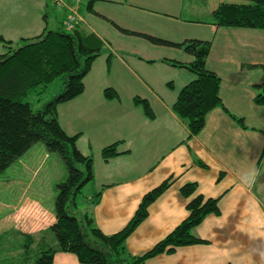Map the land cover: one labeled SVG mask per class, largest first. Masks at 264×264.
Returning a JSON list of instances; mask_svg holds the SVG:
<instances>
[{
  "label": "crops",
  "instance_id": "0c3cea01",
  "mask_svg": "<svg viewBox=\"0 0 264 264\" xmlns=\"http://www.w3.org/2000/svg\"><path fill=\"white\" fill-rule=\"evenodd\" d=\"M30 1L0 0V26L11 20L10 11L16 7L19 8V23L29 19L32 9V13L36 15L32 20V25L35 27L27 35L22 27L17 35H20L21 39L40 36L46 27L41 15L49 9L50 1L32 0L31 5ZM102 1L105 3H100ZM183 1L99 0L93 4V9L100 16L91 13L82 17L93 31H95L93 28L95 22L100 21L97 19L99 17L104 21L108 19L131 33L158 37L152 31L161 29L160 27H164L168 22V25L183 24L184 26L204 24L192 14L183 11ZM123 18L128 19L130 24L122 22ZM51 19L52 17L48 15L47 26L54 29L57 27L59 16H56V21L53 23ZM211 21L205 23L207 29L200 38L212 42L206 66L221 79L220 96L224 107L229 114L243 119L246 128L221 108H217L209 113L204 130L188 140L190 130L186 122L174 112L173 106L180 89L191 83L195 76L184 68H176L168 64L165 60L190 63L193 57L184 53L185 58L181 61L174 56L155 59L154 53L160 47L148 46L136 40H130L123 45V48L131 52L130 57L113 58L112 47H110L111 54L107 57V61H110L107 67L110 70L109 76L112 70L122 69L131 77L129 80L124 79L127 91L122 90L117 82H113L108 77L89 81L87 76L84 80V93L58 109L59 122L63 130L70 136L81 135L78 148L81 150L82 146V151L86 154L84 155L93 159L90 144L84 142L83 145L85 143L88 145V148L84 149L81 143L82 136H86L85 132H82L83 128L75 130L70 125L69 121L76 113V109L77 115H81L78 117L84 121L94 120L95 115V120L89 124L97 130L99 127L97 111L100 110L101 114H105L120 110L109 109L113 106L121 108L122 111H125L126 107L134 108L139 123L131 137L140 145L150 141L153 133H161L164 150L150 166L144 169L137 167L134 173L138 172V174H133V169L130 167H118L117 162L120 160L141 157V154L134 150L133 143L127 135H116L115 143L121 142L122 149L119 147L121 149L119 153L124 154L108 162L103 159V168L100 172L94 164L96 179L94 186L98 188L97 183H99L101 186L98 189L104 187L100 191L102 196L98 204H92V197L100 193L94 191L93 195L92 192V197L86 200L87 208L83 211L79 210L78 213V215L90 214L94 226L104 234H116L132 220L143 197L153 187L171 180L172 186L150 206L148 218L127 240L126 247L132 256H141L152 250L187 219L189 216L187 205L192 199L182 196L180 191L185 185L196 183L198 195L206 199L219 200L220 214L208 216L194 230V235L208 241L207 244L177 248L173 254L159 255L152 258L148 264H264V194L254 193L262 189L259 185L256 189L255 172L258 169L264 170V108L255 106V98L259 93L256 86L264 85V78L254 75L255 72L261 71L260 68L248 67L264 65V31L219 28L212 25ZM13 25L10 24L8 27ZM21 25L24 26V23H21L20 27ZM4 29L5 31L0 32V35H6V28ZM193 30L195 31L192 37H199L200 32L197 29ZM8 31L13 33L14 29ZM188 40L192 39L189 37L183 42ZM176 42L182 43V41ZM106 45L108 46L109 43L106 42ZM150 69L154 71L148 72L147 70ZM174 75H182L183 84L177 90H169L168 85L175 83ZM107 89H114L119 98L107 100L105 97ZM136 99L147 100L152 105L151 108L156 115L155 122L148 121L143 108L135 104ZM101 150L102 148L99 151ZM34 153L37 158L34 157ZM52 154L43 143H40L33 146L18 161L24 168L28 187H31L32 181L37 179L41 165L47 160L53 158L57 165H59L58 161L63 162L59 155ZM36 161L42 163L37 167ZM250 176L251 180L248 182ZM48 218L49 226L33 231L21 229L16 225L15 233L38 235L56 222L55 212L50 214L47 220ZM9 219L4 221L6 228L14 227ZM53 264L81 263L73 254L57 253Z\"/></svg>",
  "mask_w": 264,
  "mask_h": 264
},
{
  "label": "trees",
  "instance_id": "16d2710c",
  "mask_svg": "<svg viewBox=\"0 0 264 264\" xmlns=\"http://www.w3.org/2000/svg\"><path fill=\"white\" fill-rule=\"evenodd\" d=\"M49 1L61 10L60 27L50 30L45 22L46 27L40 36L22 39L23 46L17 49L12 41L0 37V42L8 50L0 55V175L40 143L50 153L62 158L68 173L67 180L58 185L56 222L38 235L19 233L26 241L25 247H36L33 259L30 261L31 257L26 254L23 263L53 264L57 253H69L75 255L82 264H148L154 257L173 254L177 248L207 244L208 241L194 235V230L208 216L220 214L219 200L198 195L196 183H189L180 191L184 198L192 199L187 205V219L152 250L141 256H132L127 250L126 242L148 218L150 206L172 186L171 180L147 193L132 220L116 234L106 235L96 228L90 214L78 215V198L82 196V190L89 184L94 185L96 180L94 160L79 150V135L70 136L63 130L58 109L84 93V80L101 57L106 43L91 32L86 23L80 21L83 0ZM96 1L99 0H90L87 9L89 13L100 16L93 9ZM246 1L249 3L219 4L212 13L211 24L219 28L264 31V0ZM72 17L74 21L71 22ZM111 24L124 34L139 35L155 46L183 50L193 57L190 63L165 60L195 76L181 90L173 106L174 112L186 122L192 136H197L204 130L207 116L217 108L236 119L242 127L245 126L243 119L229 114L224 107L220 96L221 79L206 66L212 42L192 39L174 43L146 34L131 33L114 22ZM248 67L264 71V65ZM58 79L64 82L63 92L35 112L29 97L41 96ZM256 88L259 93L255 103L264 106V85ZM105 97L110 101L119 98L114 89H107ZM134 102L143 108L149 119H155L147 100L136 99ZM120 145L121 142H117L103 148L102 158L108 162L124 154L119 153ZM101 196V192L97 193L92 197L91 203L98 204ZM30 251L33 252V249ZM0 264L15 263L13 259L3 257L0 250Z\"/></svg>",
  "mask_w": 264,
  "mask_h": 264
},
{
  "label": "rangeland",
  "instance_id": "374dc122",
  "mask_svg": "<svg viewBox=\"0 0 264 264\" xmlns=\"http://www.w3.org/2000/svg\"><path fill=\"white\" fill-rule=\"evenodd\" d=\"M89 2L90 0H83V4L81 7L83 8L82 10L83 16L91 15V13H89L87 9V7L89 6ZM100 3H105V2L102 1ZM220 3L248 4L249 2L246 0H184L183 11L186 14H192L193 16H195L194 18H197V20H200L204 24L196 25V26H192V25L184 26L183 24L168 25L169 23L168 22L167 25L166 24L164 25V27H160L161 29L152 32L157 34L158 36L157 38H161L172 42H176V41L183 42L184 40H186V38L188 39L189 37L190 39L203 40L200 38H202L201 36H203L204 31L207 29L205 23L211 21L212 19L211 14L219 6ZM31 4H32V0L30 1V5ZM18 10L19 8L16 7L12 11H10L12 15L11 20L9 19L4 26H0V32H4L5 31L4 28H6V33H5L6 35L5 36L0 35V37L12 39L13 41L10 39H6V40L12 41L15 49L23 46L22 39L21 37H19L20 35H17L20 32L19 29H22L23 27V32L25 33V35L32 32V28L35 27L32 25V20H34L36 16L34 13H32V9H31L29 19L24 22H21L24 23V26L21 25L20 27L21 23H19L20 15ZM48 15L52 17L51 19L52 23L53 21H56V16H59V20L57 21L58 22L57 26L60 27L61 19H62L61 10L58 7H54L51 1H50L49 9H46V12H43L41 15V19L43 22H46L45 18ZM145 17L150 18L151 16H145ZM79 19L80 21L86 23L87 28L91 32L98 34L102 39H104L105 43L106 42L109 43L108 46L105 45L101 57L96 61L92 72H90V74L88 75V80L98 81L104 77H108L113 82L115 83L117 82L116 84H118L120 88H122V90L127 91L126 85L124 84V79L129 80L131 79V77L126 72H123L122 69H118V70H112L110 76L108 75V71L110 70L107 68L109 65V61H107V57H109V55L111 54L110 47H112L114 50L113 58L130 57L131 52L129 51V49L123 48V45H125L128 41L136 40L145 43L148 46H152L153 44L144 40L141 37L126 36L124 33L120 32L119 30L114 28V26H112L111 24L107 23L106 21H104L99 17L97 19H99L100 21L95 19L97 20V22H95V25L93 27L95 31H93L92 29H90V27H88V24L83 17L80 16ZM121 20L125 24H130L128 19L123 18ZM10 24H14V25L8 27V25ZM150 28L152 30H156L154 29V27H150ZM9 29H14L13 33L8 31ZM182 29H187V30L185 31ZM193 29H197V31L200 32V36L198 35L199 37H192L193 36L192 34L195 31ZM159 47L160 48L154 53L155 59L163 58L166 56H174L175 58H179V60L181 61L183 60V58H185L184 51L182 52L177 49L173 50V48H168L164 46L162 47L159 46ZM7 51L8 50L5 47V45L0 42V55L5 54ZM147 71L153 72L154 70L150 69ZM254 75L255 77L256 75H259V77L261 76L262 78H264V71L261 70L259 72H255ZM174 78H176L175 83L174 85L172 84L168 85L169 90H177L183 84L182 75H174ZM184 87H182L180 90H182ZM63 89H64V82L62 79H58L54 85H51V88H49L48 86L47 90L41 96L38 97L35 95H31L29 97V102L32 104L33 110L35 112L38 109L41 110L44 104L50 102L53 98L61 94L63 92ZM257 105L258 104H256L255 106ZM258 107L264 108L263 106L260 105H258ZM109 109H120V110L109 111V113H105V114H101L100 110L97 111L98 120H99V127L97 130L94 129L89 124L95 120L94 113H93L94 120L84 121L78 117L81 115H77V109H76V113L71 117V120L69 121L71 123L70 125L75 130H78L79 128H83L82 132L83 133L85 132L86 136H82L83 142L81 143L82 145L84 142H88L90 144V148H91L90 150H92L93 152V157H94L93 160L98 172L101 171L104 163L103 162L104 160L101 156L102 150L101 152L99 150L101 148L103 149L109 145L114 144L115 141L117 140V139L115 140L116 135L118 134L127 135L133 143L134 150L136 152H139L141 154V157H137V156L135 158L130 157L129 160L124 158L119 162H117V165L120 168L130 167L131 169H133L132 172L133 174H138V172L134 173V170L137 167L144 169L150 166L152 162L157 159L159 153L164 150L160 138L161 133H153L151 140L145 143V145H140L139 143H135L131 136L133 135V131L137 127L139 121L137 119V112H135L134 108L126 107V110L122 111L121 108L113 106L112 108ZM92 112L93 111H91V113ZM155 119L152 120L148 118V121L153 123L155 122L154 121ZM190 134L191 133H189L188 140L194 138V136L192 135L190 136ZM80 138L81 135L79 137V140ZM83 147L84 149L88 148L87 143H85ZM80 151L83 154H85L82 151V146ZM33 155L35 158H37L35 156V153ZM20 159L15 161L5 172H3L0 175V236H1L0 250L3 257L13 259L15 264H24L23 257L26 254L31 257L30 259L31 261L35 256L34 252L36 251L35 246H29V248L25 247L26 244L25 239L21 236V234L15 233L14 229L16 228V225L18 227L20 226L21 229H30L33 231L34 230L36 231V229L42 228L46 225L49 226L50 221L49 218L47 220V217H49L50 214H53V212H55V204L57 202V197H58V185L60 183L65 182L68 176L67 167L64 161L62 160L63 161L62 163L58 161L59 165H57L56 161L53 158H51L41 165L40 173L37 179L35 181H32L31 187H28L27 186L28 179H26V175L24 174V168L20 164V162H18ZM30 159H32V157ZM42 161H36V166L38 167L42 163ZM30 166H32V164ZM62 178L63 181H61ZM255 180H256V189L258 185L260 187L262 186V189L260 191H254V193L258 195L264 194V170L261 169L256 170ZM160 185L161 183L153 187L152 190H154ZM100 186L101 185L97 183V187L99 188ZM98 188H95V186L92 184H89L86 187H84V189L82 190L83 191L82 196H79L78 198L79 210L83 211L87 208L86 200L89 197H92V192L94 195L95 194L94 191L100 192L104 189L103 186L101 189ZM7 218H10L9 220L11 221V223L14 224V227L8 226L6 228V226L4 225V221ZM30 249H33V252L30 251Z\"/></svg>",
  "mask_w": 264,
  "mask_h": 264
},
{
  "label": "clouds",
  "instance_id": "9594fccd",
  "mask_svg": "<svg viewBox=\"0 0 264 264\" xmlns=\"http://www.w3.org/2000/svg\"><path fill=\"white\" fill-rule=\"evenodd\" d=\"M252 175H254V173H253ZM250 180H251V176L249 177V180H248V182H250Z\"/></svg>",
  "mask_w": 264,
  "mask_h": 264
},
{
  "label": "built area",
  "instance_id": "2783aa9c",
  "mask_svg": "<svg viewBox=\"0 0 264 264\" xmlns=\"http://www.w3.org/2000/svg\"><path fill=\"white\" fill-rule=\"evenodd\" d=\"M72 21H74V18H73V17L71 18V22H72Z\"/></svg>",
  "mask_w": 264,
  "mask_h": 264
}]
</instances>
